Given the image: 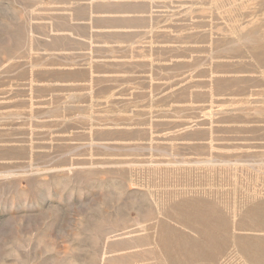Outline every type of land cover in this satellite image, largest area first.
Here are the masks:
<instances>
[{"label": "rangeland", "instance_id": "1", "mask_svg": "<svg viewBox=\"0 0 264 264\" xmlns=\"http://www.w3.org/2000/svg\"><path fill=\"white\" fill-rule=\"evenodd\" d=\"M261 201L264 0H0V264H264Z\"/></svg>", "mask_w": 264, "mask_h": 264}, {"label": "bare ground", "instance_id": "2", "mask_svg": "<svg viewBox=\"0 0 264 264\" xmlns=\"http://www.w3.org/2000/svg\"><path fill=\"white\" fill-rule=\"evenodd\" d=\"M182 204H178V207L180 208ZM206 208L203 211H191L190 208L182 209L180 210V214L183 221H186L188 224H191L196 228V231L199 233V237L201 238V241L204 242L206 245V249H204L205 257L207 259H213L215 258V253H221L223 250L224 242L223 244L216 243L215 239L219 238V232L225 230V228L228 226V222L225 220L224 216L220 214L218 216V213H216L215 209L216 206H214L211 203L206 202L205 203ZM177 209V207L175 206ZM245 216L249 218L255 227L264 230V201L251 204V207L248 208V210L245 213ZM242 245H240L246 254H249L248 246H249V239L248 238H239L238 239ZM163 244L165 245L166 249L168 251H171V249L174 247L177 249L178 253H184L187 258L194 259V257H200L199 251H185L183 248V243L181 242H175L174 244L168 243L164 238L162 239ZM194 244L198 247L201 246L198 241H193ZM173 245V247H172ZM214 245V250L211 251L210 246ZM209 249V250H208ZM264 249V248H263ZM207 250V251H206ZM191 251L195 254H192ZM258 251L257 258L259 259L263 255V250L260 248L257 249ZM202 252V253H203ZM261 254V255H260ZM175 261V260H174Z\"/></svg>", "mask_w": 264, "mask_h": 264}]
</instances>
